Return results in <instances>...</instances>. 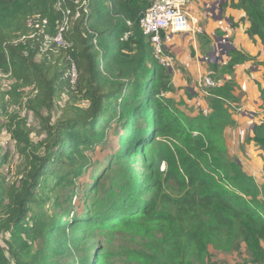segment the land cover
I'll use <instances>...</instances> for the list:
<instances>
[{"label":"trees","instance_id":"16d2710c","mask_svg":"<svg viewBox=\"0 0 264 264\" xmlns=\"http://www.w3.org/2000/svg\"><path fill=\"white\" fill-rule=\"evenodd\" d=\"M150 3L0 0V75L11 80L5 91L0 77L2 108L7 95L14 104L24 101L41 117L46 134L40 142L46 155H29L35 144L27 119L8 115L5 127L27 152L28 164L22 177L9 184L1 172L9 153L0 145V234L8 238L0 242V264H107L121 233L142 239L140 247L125 251L135 264H217L210 262V245L239 249V239L247 244L252 262L264 264V182L257 183L230 157L225 136L236 122L230 103L239 100L237 66L264 67L259 57L264 54V0L223 5L244 12L245 33L254 43L259 40L262 50L253 55L231 47L227 62L210 63L211 76L222 83L207 89L210 112L193 115L181 109L183 100L167 97L176 91L173 72L156 58L150 37L139 26ZM66 9L72 11L64 33L69 46L42 52L45 34L20 40L30 32L28 19L37 15L48 19L45 30L55 35ZM229 19L232 28L239 26L233 16ZM206 38L199 35L201 42ZM257 84L263 115L248 141L264 151V84ZM63 92L68 100L82 97L87 105L67 100L52 122ZM115 122L118 148L105 157L107 166L91 185L80 184L82 176L101 166L94 154L109 143ZM140 162L144 180L138 179ZM110 167L113 174L105 181L103 172ZM92 193L96 199L90 203ZM77 198L84 205L82 214L75 208ZM52 200V208L63 212L60 217L56 210L29 217L34 203ZM96 240L95 252L86 260Z\"/></svg>","mask_w":264,"mask_h":264},{"label":"rangeland","instance_id":"374dc122","mask_svg":"<svg viewBox=\"0 0 264 264\" xmlns=\"http://www.w3.org/2000/svg\"><path fill=\"white\" fill-rule=\"evenodd\" d=\"M190 5V4H189ZM223 19L225 12L222 13ZM220 30L224 31L221 27H219L216 30V37H213L211 45L208 47V52L203 51V58L205 56H210L211 53L214 54L211 55L212 61L203 60V63H200L201 61L199 59L196 60L197 64V71L196 73H193L189 70V66L181 65L178 63L177 60V54L174 50L173 43H170L167 46V53L174 57V63L172 65V72H173V81L179 82L180 80H183L185 83L184 89L185 94L187 95L190 100L194 98L195 100L192 102H188L186 104V112L188 114H195V112H202L208 114L210 112L209 109V101H208V94L206 93V89L208 88V82L206 81L207 78H213L211 76L212 71L210 70V63H224L227 62L229 57L227 56V50L228 48L232 47L229 46V42L227 41H220V37L225 36L226 38L233 36V29L231 32H223V34H220ZM228 33V34H226ZM228 36V37H227ZM218 41H217V40ZM206 40V39H205ZM204 42V40H203ZM177 45L181 44L183 45V41H181V38L179 37V40L176 42ZM173 45V46H172ZM49 45L43 44V49H47ZM172 46V47H171ZM229 46V47H228ZM244 50V49H243ZM247 51V50H245ZM249 52V51H247ZM258 51L254 50V54ZM208 53V54H206ZM206 54V55H205ZM221 58L224 59V61H221ZM261 61V60H259ZM252 66H250L249 63L244 65L240 69V73H235L234 78L238 82V86L236 88V94L239 98L238 101L230 103L231 111L235 118V123L228 127L225 132L228 151L230 154V157L237 161L239 164H241V167L243 171L249 175H253L260 185L264 182L263 178V162H264V151L257 146L253 142H249L248 138L250 135V129L253 125V123L259 121V119L263 115V107L261 106V100L259 98V89L258 84L261 81H263L264 78V67H261V65H258V63H251ZM204 66V68H203ZM183 70V71H181ZM185 72V73H184ZM72 73V71H71ZM1 77V83L3 86V90L7 91L10 89V78H7L6 75H0ZM31 90L32 88L26 89V95L31 96ZM10 95H7L5 98V106H3V101L0 99V145L4 148V151H8L9 153V160L4 163L1 172L6 177L7 182L9 184H13L15 181L19 180L22 177V172L26 169V166L28 164V156L27 152L24 151L23 146L18 144L12 137L11 134L8 132L7 128L5 127V124L7 123L8 115H11V113H19L22 117L27 119V125L31 132V139L35 146H31L32 148L29 149V155L32 153H35L37 156H44L46 155V148L43 143H40L42 140L45 139L46 134L43 129V122L41 117H37L35 113H33L31 110H29L25 105L24 101L22 105L20 104H14L11 101ZM77 101L68 100V95L66 93H62L61 97L57 99V107L53 111L51 115V121L55 122L63 113L66 104V101L68 102H78L83 105H87V101L82 99V97H76ZM79 99V100H78ZM203 109V110H201ZM42 114L44 116H47L48 113L43 110ZM117 123H113V128L110 129L109 134V143L104 146V148L101 150L100 148L97 149V152L94 154V158L98 159L101 162V166L97 167V170L95 172H87L84 176H82L79 179L80 184L88 183V186L93 183V178L98 176L102 168H106L107 162L105 157L108 154L114 153V151L118 148V137L116 135V131L118 130ZM138 179L144 180L145 179V173L144 169L142 168L141 162L138 164ZM94 171V170H92ZM105 175L103 176V180L107 181L110 174H113L112 169H105L103 172ZM111 179V178H110ZM86 186V188L88 187ZM106 186V185H105ZM109 187V186H106ZM89 189V188H88ZM86 189L85 191H88ZM80 191H82V188H79ZM168 192L175 194L176 190L174 188H168ZM89 202L92 203L96 199V195L92 193L89 195ZM54 199V198H53ZM47 202L44 205H38L34 203L32 205V209L29 213V217L33 215L35 212H41L43 210L48 211L50 214L54 213V210L59 211V217L63 212L61 211V208L54 209L52 208L53 202ZM84 205H80L79 199L77 198L75 200V208L82 214L84 208ZM162 208H168L171 207L165 206L161 203ZM34 216V215H33ZM6 236L4 234H0V242H5ZM8 239V238H7ZM103 240V238L99 239ZM93 241V246H91L85 255L88 260L89 258H92L94 252H95V245L98 244V241ZM142 240L140 236H134L132 234H117L114 238V255L110 258V261L107 264H135L131 262L126 256L125 251L126 249H134L136 247H140V243L138 241ZM239 241V249L233 248L232 250H223L218 249L217 247L210 245V262H216L217 264H255L252 262V253L249 251V248L247 247V244H245L240 239ZM264 245V242H262ZM191 264H201L200 262L196 260H191Z\"/></svg>","mask_w":264,"mask_h":264},{"label":"built area","instance_id":"2783aa9c","mask_svg":"<svg viewBox=\"0 0 264 264\" xmlns=\"http://www.w3.org/2000/svg\"><path fill=\"white\" fill-rule=\"evenodd\" d=\"M190 2L191 0H151L150 6L144 11L139 19L140 28L143 33L151 39L154 55L162 65L169 69L174 63V57L167 53L166 45L171 42L173 38L172 36L174 34L187 33L191 31L200 33L203 30L198 17H193L189 11ZM64 12L67 16L58 26V31L55 35L48 34L45 30L48 25V19L37 15L30 17L27 21V25L33 31L31 32L30 29V32L23 36L20 40L25 41L26 38H34L36 34H45L41 41L42 52H46L48 49L52 48L53 45H56L57 47L69 46L64 38V33L69 28L70 21L68 18L72 11L70 9H66ZM79 15L80 12L78 11L75 17L77 18ZM127 23L131 25V21H128ZM218 24L225 32H231L233 29L231 23L227 19H218ZM130 34L131 31L126 32L123 39H127ZM223 37L224 38L220 41H227L226 37ZM17 42L18 41H16V43ZM44 43L49 45L45 50L43 49ZM211 55H213V53H211L210 56H205L203 60L212 61V59H210L212 57ZM71 71L75 81L76 65L74 62L72 63ZM206 81L208 82V87L216 86L222 83V80L215 82L213 78H207ZM207 89L206 93L209 94Z\"/></svg>","mask_w":264,"mask_h":264},{"label":"crops","instance_id":"0c3cea01","mask_svg":"<svg viewBox=\"0 0 264 264\" xmlns=\"http://www.w3.org/2000/svg\"><path fill=\"white\" fill-rule=\"evenodd\" d=\"M225 2L230 3V0H191L189 5V11L193 17H198L200 25L203 28L202 32L197 33L196 31H191L187 33L174 34L172 36L173 38L170 43H173L174 45V50L177 54L178 63H180L181 65L189 66V70L193 73H196L197 71V64L195 60L196 58L201 61L200 63L204 64L202 55L203 51L208 52V47L212 43L211 39L213 37H216V30L220 27L218 24V19L221 15L220 9H223V5L225 4ZM223 12H225V19L230 20L229 17L233 16L235 21L239 22V26L233 28V41H231L232 45L239 49L247 50L253 55L258 54V52L262 50V45L259 40L257 41V43H254L253 40H251L249 36H247V34L245 33V29L248 27V23L246 21L242 23L241 21V18L245 16L244 12L236 10L230 6H228L225 10L223 9ZM202 33H204L207 37L204 42H201V40L199 39V35ZM179 37L181 38V41H183V45L176 44V42L179 40ZM170 43H167L166 46H168ZM255 48L258 52L254 54L253 52ZM259 57L261 60H264V54H261ZM249 64L250 66H252L251 63ZM243 66L244 64L237 66V76ZM173 83L176 88V91L168 93L167 97L173 98L177 102L183 100L184 104L180 105V107L181 109L186 111V104L190 101L193 102L195 100V96L191 100L190 98H188L189 96L187 97V95L184 93L185 83L183 80H180L179 82H176L174 80ZM261 83L264 84V79L263 81H261ZM196 113L197 112H195V114ZM254 124L255 122L253 123L250 129V135H252V129Z\"/></svg>","mask_w":264,"mask_h":264},{"label":"water","instance_id":"95a60500","mask_svg":"<svg viewBox=\"0 0 264 264\" xmlns=\"http://www.w3.org/2000/svg\"><path fill=\"white\" fill-rule=\"evenodd\" d=\"M220 12H221V15L219 16V19H222L223 18V15H222V13H223V9L221 8L220 9ZM224 37H220L219 39L220 40H222ZM217 40V39H216ZM226 40L229 42V46H232V47H234L233 45H232V43L230 42V39L229 38H226ZM218 41V40H217ZM228 46V47H229ZM231 48V47H230ZM230 48H228V50L230 49ZM228 50H227V56H228ZM213 54H214V52H213ZM221 61H224V59L223 58H221ZM170 71L172 72V68H170ZM254 127V126H253Z\"/></svg>","mask_w":264,"mask_h":264},{"label":"clouds","instance_id":"9594fccd","mask_svg":"<svg viewBox=\"0 0 264 264\" xmlns=\"http://www.w3.org/2000/svg\"><path fill=\"white\" fill-rule=\"evenodd\" d=\"M225 19V18H224ZM229 21V20H228ZM230 22V21H229ZM230 42H231V40H230ZM232 43V42H231Z\"/></svg>","mask_w":264,"mask_h":264}]
</instances>
